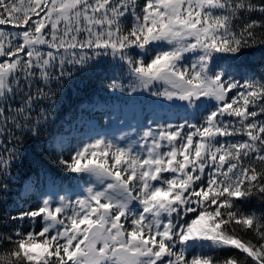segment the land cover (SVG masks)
<instances>
[{"label":"snow or ice","instance_id":"obj_1","mask_svg":"<svg viewBox=\"0 0 264 264\" xmlns=\"http://www.w3.org/2000/svg\"><path fill=\"white\" fill-rule=\"evenodd\" d=\"M104 65L174 111L58 139L75 183L0 207V264H264V0H0V206L56 89Z\"/></svg>","mask_w":264,"mask_h":264},{"label":"trees","instance_id":"obj_2","mask_svg":"<svg viewBox=\"0 0 264 264\" xmlns=\"http://www.w3.org/2000/svg\"><path fill=\"white\" fill-rule=\"evenodd\" d=\"M259 58L260 53L257 52L253 60L258 63ZM102 68L103 71L97 70L95 73L78 74L74 79H69L62 89H56L59 100L55 105L54 114L46 133L39 141H25V151L22 161L18 162L12 179L7 204L0 207L6 208L13 214L35 207V195L26 193L25 189L27 185L36 180L38 173L41 174L42 178L55 180L57 184L64 187L74 185L75 181L70 179L69 174L62 172L57 167L48 152L57 137L67 133L71 139H75L74 142L71 139L69 142L75 143L88 131L90 125H103L109 116L112 117V128L125 130L127 129L126 126L119 124L120 119L127 117L129 122L135 124L136 117L143 119L153 110L158 111L161 115H169L174 111L161 104H153V98L149 97L147 93L133 94V98L106 89L101 81L106 74L111 75V71L107 65L102 66ZM83 104L86 107H82ZM88 105L93 107L104 105L109 109L94 111L92 108L87 109ZM3 152L4 147L0 146V153ZM44 186L42 182L40 187ZM23 227L27 230L29 224L25 222ZM2 230L8 231L9 229L3 228Z\"/></svg>","mask_w":264,"mask_h":264},{"label":"rangeland","instance_id":"obj_3","mask_svg":"<svg viewBox=\"0 0 264 264\" xmlns=\"http://www.w3.org/2000/svg\"><path fill=\"white\" fill-rule=\"evenodd\" d=\"M163 106H164V105H163ZM115 131H116V134L119 135L120 130H115ZM125 131H126V130H125ZM63 138H65L66 140H68V138H67L66 136H63ZM58 139H60V137H58ZM58 139H57V140H58Z\"/></svg>","mask_w":264,"mask_h":264}]
</instances>
